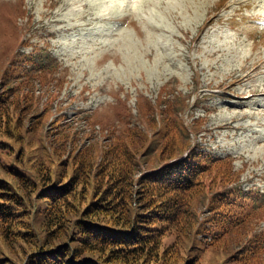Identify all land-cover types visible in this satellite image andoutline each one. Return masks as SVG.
Here are the masks:
<instances>
[{
	"label": "trees",
	"instance_id": "obj_1",
	"mask_svg": "<svg viewBox=\"0 0 264 264\" xmlns=\"http://www.w3.org/2000/svg\"><path fill=\"white\" fill-rule=\"evenodd\" d=\"M15 49L14 41L2 51L0 135L35 157L28 156L27 172L0 163L8 177L0 179V241L19 245V264H204L208 250H225V264H264V230H254L264 193L239 187L231 156L191 142L188 132L200 131L205 116L192 117L188 129L176 115L183 101L173 109L160 95L155 105L139 97L144 130L125 123L113 125L108 144L90 139V126L79 121L89 122L88 114L70 121L51 115L61 87L51 72L58 62L44 49ZM35 82H55L43 102ZM156 145L158 165L135 176L140 156ZM52 162L56 177L45 186ZM169 234L173 241L162 245Z\"/></svg>",
	"mask_w": 264,
	"mask_h": 264
},
{
	"label": "rangeland",
	"instance_id": "obj_2",
	"mask_svg": "<svg viewBox=\"0 0 264 264\" xmlns=\"http://www.w3.org/2000/svg\"><path fill=\"white\" fill-rule=\"evenodd\" d=\"M254 19H264V0H0V69L2 51L9 52L14 41L23 52L45 48L59 63L51 72L61 82L51 115L65 113L70 121L85 112L89 122L79 121L90 126V139L107 144L113 125L144 130L139 97L155 105L160 95L163 106L175 109L196 95L199 103L176 108V115L188 129L192 117L205 116L195 131L197 145L231 155L240 187L264 193V29ZM54 86L33 85L41 102ZM215 90L220 94H209ZM25 147L0 135L1 165L27 172L28 156L35 155ZM157 150L153 146L140 156L136 174L158 165ZM1 165L0 179L8 180ZM57 169L52 162V182L45 186L53 184ZM254 230H264V215ZM196 237L206 241L203 233ZM173 239L164 235L162 245ZM225 252L204 251L203 263L225 264ZM21 257L18 244L0 241L5 264H19Z\"/></svg>",
	"mask_w": 264,
	"mask_h": 264
}]
</instances>
